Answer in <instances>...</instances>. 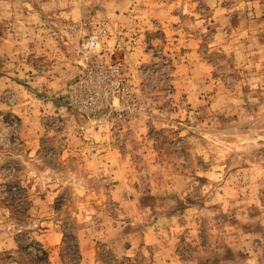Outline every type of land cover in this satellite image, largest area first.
I'll use <instances>...</instances> for the list:
<instances>
[{"label": "rangeland", "instance_id": "rangeland-1", "mask_svg": "<svg viewBox=\"0 0 264 264\" xmlns=\"http://www.w3.org/2000/svg\"><path fill=\"white\" fill-rule=\"evenodd\" d=\"M34 244L264 264V0H0V264Z\"/></svg>", "mask_w": 264, "mask_h": 264}, {"label": "trees", "instance_id": "trees-1", "mask_svg": "<svg viewBox=\"0 0 264 264\" xmlns=\"http://www.w3.org/2000/svg\"><path fill=\"white\" fill-rule=\"evenodd\" d=\"M34 247H37V254L35 255V258L39 261H42V264H47V254L45 251H43L40 246L34 244ZM75 251H77V248L74 246Z\"/></svg>", "mask_w": 264, "mask_h": 264}, {"label": "built area", "instance_id": "built-area-1", "mask_svg": "<svg viewBox=\"0 0 264 264\" xmlns=\"http://www.w3.org/2000/svg\"><path fill=\"white\" fill-rule=\"evenodd\" d=\"M99 33L103 34L104 32H99ZM94 44H95V38L92 37V38H89L87 40V47L88 48H91Z\"/></svg>", "mask_w": 264, "mask_h": 264}]
</instances>
